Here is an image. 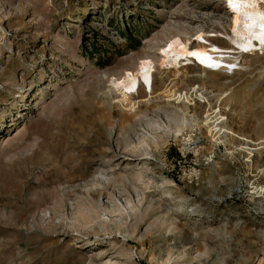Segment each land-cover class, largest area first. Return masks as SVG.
<instances>
[{
	"label": "rangeland",
	"instance_id": "rangeland-1",
	"mask_svg": "<svg viewBox=\"0 0 264 264\" xmlns=\"http://www.w3.org/2000/svg\"><path fill=\"white\" fill-rule=\"evenodd\" d=\"M229 2L0 0V264H264V50Z\"/></svg>",
	"mask_w": 264,
	"mask_h": 264
},
{
	"label": "bare ground",
	"instance_id": "bare-ground-1",
	"mask_svg": "<svg viewBox=\"0 0 264 264\" xmlns=\"http://www.w3.org/2000/svg\"><path fill=\"white\" fill-rule=\"evenodd\" d=\"M263 1L264 0H230L228 4L230 11L236 12L232 24L233 41L242 52H259L264 50V8L261 6ZM220 52L223 51H218L209 46H194L189 48L182 43H173L169 49H164L162 53L168 68L181 67L182 65L192 63V60H194L198 68L206 72L209 68L212 70L214 65H217L218 62L223 61V59L219 58ZM228 60H230V58ZM204 74L194 79H190L188 76L184 75L176 78L175 82L179 84L185 81H193L197 85L202 84L206 81ZM139 76H141L144 86L151 88L152 92L154 90L153 65L151 63H143L139 71ZM125 85L129 88H140V79L133 74L126 79ZM165 93H169V90H165Z\"/></svg>",
	"mask_w": 264,
	"mask_h": 264
}]
</instances>
